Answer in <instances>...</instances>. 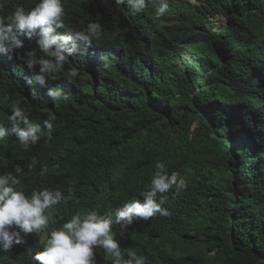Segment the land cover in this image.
Masks as SVG:
<instances>
[{
    "label": "trees",
    "instance_id": "1",
    "mask_svg": "<svg viewBox=\"0 0 264 264\" xmlns=\"http://www.w3.org/2000/svg\"><path fill=\"white\" fill-rule=\"evenodd\" d=\"M62 3L58 32L95 21L102 36L77 40L64 66L79 69L74 81L46 78L68 95L59 105L45 86L26 83L38 66L30 71L24 57L44 55L37 37L0 54V123L10 126L12 104L42 126L55 116L51 139L45 130L27 149L14 135L0 141V174L21 167L25 194L71 190L75 199L54 209L65 219L89 210L114 219L131 199L143 202L162 162L187 186L157 193L169 216L134 218L117 230L124 259L136 251L145 264H264V0H168L159 19L152 5L133 14L115 0ZM215 14L219 32L208 20ZM23 262L36 263L0 251V264Z\"/></svg>",
    "mask_w": 264,
    "mask_h": 264
},
{
    "label": "clouds",
    "instance_id": "2",
    "mask_svg": "<svg viewBox=\"0 0 264 264\" xmlns=\"http://www.w3.org/2000/svg\"><path fill=\"white\" fill-rule=\"evenodd\" d=\"M7 2L0 0V8ZM115 4L126 5L133 14L152 5L155 7L154 19L163 16L168 8V0H115ZM64 15L62 0H17L0 13V54L22 48V38L31 40L37 37L36 44L44 55L37 56L30 51L24 57L30 71L38 66V71L33 72L26 83L45 86V95L54 105L66 101L68 95L62 88L46 86V78L56 80L63 75L67 83L74 81L79 76V69L73 66L64 71L67 57L78 48L77 40L91 43L100 39L103 31L101 24L93 21L80 31L62 34L57 29L64 28ZM215 15H209V19L214 21L219 18ZM118 34L113 32V39ZM109 66L108 62L103 64L105 69ZM32 95L36 97L34 87ZM10 108V126L0 123V141L14 135L19 144L27 149L45 135V130L51 139L54 115L44 119L42 126L30 120L28 112L19 105L12 104ZM37 164L38 161L33 159L28 170L32 171ZM155 167L156 171L146 186L148 190L140 193L144 197L143 202L131 199L124 207L115 210L114 219L111 211L102 215L95 210L77 212L65 219L54 209L62 202L67 204L70 199H75L71 190L68 195L59 189L49 188L33 189L30 194H25L18 187L24 174L21 167L15 168V174H0V251L11 250L18 257L26 255L36 262L33 264H101L102 258L110 256L112 264H133V261L145 264L146 257L138 256L136 251H128L129 259H124L127 245L121 241L117 230L131 225L134 218L147 221L157 213L169 216V211L162 207L165 199L161 196L158 200L157 193H166L173 187L179 192L187 186L183 178L178 179V172L169 174L164 163L157 162ZM113 224L116 225L112 230Z\"/></svg>",
    "mask_w": 264,
    "mask_h": 264
},
{
    "label": "rangeland",
    "instance_id": "3",
    "mask_svg": "<svg viewBox=\"0 0 264 264\" xmlns=\"http://www.w3.org/2000/svg\"><path fill=\"white\" fill-rule=\"evenodd\" d=\"M217 15H215V17H216ZM217 19H215L213 22H214V25L212 26V29L213 30H215V31H217V28H218V24H220L219 23V21H220V18H218V17H216ZM208 20H210V21H212L211 19H208ZM217 23V24H216ZM218 32V31H217ZM218 55H221V52L218 54Z\"/></svg>",
    "mask_w": 264,
    "mask_h": 264
}]
</instances>
